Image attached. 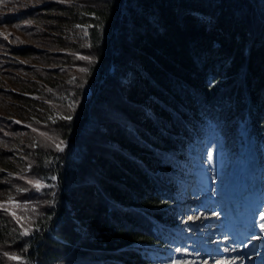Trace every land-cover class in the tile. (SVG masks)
<instances>
[{"label": "trees", "instance_id": "16d2710c", "mask_svg": "<svg viewBox=\"0 0 264 264\" xmlns=\"http://www.w3.org/2000/svg\"><path fill=\"white\" fill-rule=\"evenodd\" d=\"M80 1L97 17L83 69L102 71L83 115L33 132L24 176L56 185L15 178L28 193L0 204V264L151 263L187 144L242 120L264 150V0Z\"/></svg>", "mask_w": 264, "mask_h": 264}, {"label": "rangeland", "instance_id": "374dc122", "mask_svg": "<svg viewBox=\"0 0 264 264\" xmlns=\"http://www.w3.org/2000/svg\"><path fill=\"white\" fill-rule=\"evenodd\" d=\"M86 7L80 0H0V204L22 205L17 198L28 187L15 178L33 189L28 181H40V194L56 185L53 175L25 177L32 164L24 157L38 147L36 133L46 137L83 115L96 90L91 82L102 68L81 71L97 19ZM235 130L226 138L212 124L180 154L174 191L159 203L171 212L166 238L140 250L148 264H264L263 133L254 137L242 120Z\"/></svg>", "mask_w": 264, "mask_h": 264}, {"label": "snow or ice", "instance_id": "6c2138e0", "mask_svg": "<svg viewBox=\"0 0 264 264\" xmlns=\"http://www.w3.org/2000/svg\"><path fill=\"white\" fill-rule=\"evenodd\" d=\"M78 27H80V26H78ZM89 27H90V26H89ZM85 34H86V33H85ZM81 59H85V60H87V59H89V58H88V57H81ZM81 71H86V69H81ZM63 118H64V119H71L70 116H65V117H63ZM41 135H46V134H45V133H41ZM49 139H51V138L49 137ZM63 143H64L63 141H60L59 143H57V144L55 145L56 148H57V150H59V151H62V150H63V148L61 147V144H63ZM53 179H55V177H53ZM28 183H29V184H33V186H34L37 190H39V189H41L42 187H45V186H46V185H42V184L40 183V181H32V180H29ZM21 191H23V189H21ZM10 203H11V199H10ZM0 207H4V205H0ZM13 207H19V205H13ZM12 215L16 217L17 222H20L21 217L16 216V212H15V211H12ZM261 219L264 220V216H262ZM260 227H261L262 229H264V223H262V224L260 225ZM23 234H24V235H27V234H28V229H25L24 232H23ZM177 251H179V249H177ZM4 255H5V256H8V258H9V259H12V260H17V259H19V257H16V256H14V255H9L8 253H4Z\"/></svg>", "mask_w": 264, "mask_h": 264}]
</instances>
